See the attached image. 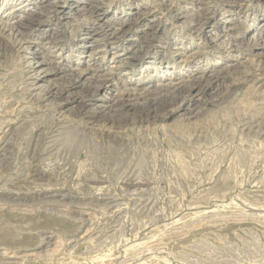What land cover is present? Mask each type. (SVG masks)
Wrapping results in <instances>:
<instances>
[{
  "label": "rangeland",
  "instance_id": "rangeland-1",
  "mask_svg": "<svg viewBox=\"0 0 264 264\" xmlns=\"http://www.w3.org/2000/svg\"><path fill=\"white\" fill-rule=\"evenodd\" d=\"M262 130L264 0H0V264H264Z\"/></svg>",
  "mask_w": 264,
  "mask_h": 264
},
{
  "label": "bare ground",
  "instance_id": "bare-ground-1",
  "mask_svg": "<svg viewBox=\"0 0 264 264\" xmlns=\"http://www.w3.org/2000/svg\"><path fill=\"white\" fill-rule=\"evenodd\" d=\"M194 1V0H193ZM210 1V0H209ZM200 2V1H199ZM202 2V1H201ZM204 4V3H203ZM94 5V4H93ZM206 5H208V4H206ZM206 5H205V7H206ZM211 6V5H210ZM94 7V6H93ZM204 7V8H205ZM199 8V7H198ZM206 8H208V7H206ZM203 9V8H202ZM196 10V9H195ZM194 10V11H195ZM198 11V10H197ZM206 11V10H205ZM199 12V11H198ZM190 14V13H189ZM203 14V13H202ZM205 14V13H204ZM188 15V14H187ZM198 16V15H197ZM200 16H201V14H200ZM199 16V17H200ZM204 16V15H203ZM186 17V16H185ZM189 17V16H188ZM184 18V17H183ZM201 18V17H200ZM203 19V18H202ZM199 20V19H198ZM193 21V20H192ZM196 21H197V19H196ZM206 21V20H205ZM196 23V22H195ZM21 25V24H20ZM20 25H18V26H14V27H6V26H4L3 27V29L2 30H4V28L6 29L5 31H7L8 30V32H10V34L15 38V44H16V46L18 47H20L21 45H22V41H23V39H24V36H25V33L22 31V30H20ZM2 26H3V24H2ZM23 26V25H22ZM200 26V25H199ZM201 27V26H200ZM22 28V27H21ZM196 29V28H195ZM200 29V28H199ZM4 31V32H5ZM195 31V30H194ZM198 31V30H197ZM196 31V32H197ZM200 31V30H199ZM3 32V31H2ZM3 32V33H4ZM199 33V32H198ZM197 35V34H196ZM52 38V37H51ZM28 41V40H27ZM24 43H26V42H24ZM14 48H15V46H14ZM40 63V62H39ZM39 65V64H38ZM123 65H121L120 67H122ZM83 73V72H82ZM81 74V73H80ZM86 74V73H85ZM194 83V82H193ZM195 84H197V83H195ZM199 85H200V83H198ZM187 86V89H188V93H191V92H193L195 89H197V93H198V91H203V86L202 87H199V88H196V86H194L193 84H189V85H186ZM182 87V86H181ZM183 88V87H182ZM184 89V88H183ZM45 91V90H44ZM96 91V90H95ZM121 91V95L122 96H127L128 94H127V91L126 90H123V89H121L120 90ZM182 99V98H181ZM101 105V104H100ZM138 108V107H137ZM149 110V109H148ZM126 113V112H125ZM150 114V113H149ZM244 119V118H243ZM247 122H249V121H247ZM248 124V123H247ZM250 124V123H249ZM246 126V125H245ZM248 126V125H247ZM250 126V125H249ZM255 127H257V126H255ZM260 127V126H259ZM258 127V128H259ZM248 129H249V127H248ZM251 129V128H250ZM260 130V129H259ZM249 131V130H248ZM254 131V130H253ZM250 132H252L251 130H250ZM260 132V131H259ZM262 132H264L263 130H262ZM252 133H254V132H252ZM242 134V133H241ZM244 135V134H243ZM246 135V134H245ZM261 135V134H260ZM260 135H258V136H260ZM264 134H262V136H263ZM251 136H253V135H251ZM264 137V136H263ZM259 138V137H258ZM261 138V137H260ZM257 139V138H256ZM257 141V140H256ZM263 144V143H262ZM46 148V147H45ZM0 149H2V148H0ZM3 152V151H2ZM42 153H43V151H42ZM242 154V153H241ZM244 155V154H243ZM37 156V155H36ZM1 157H2V155H1ZM0 157V158H1ZM7 158V157H6ZM49 158V157H48ZM5 162H6V160H5ZM40 162V161H39Z\"/></svg>",
  "mask_w": 264,
  "mask_h": 264
}]
</instances>
